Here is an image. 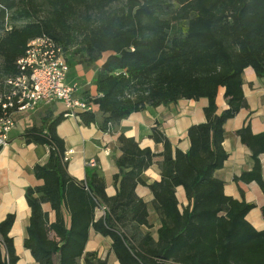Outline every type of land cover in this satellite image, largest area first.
<instances>
[{
	"label": "trees",
	"instance_id": "1",
	"mask_svg": "<svg viewBox=\"0 0 264 264\" xmlns=\"http://www.w3.org/2000/svg\"><path fill=\"white\" fill-rule=\"evenodd\" d=\"M41 36L62 48L70 68L102 61L91 80L97 110L79 114L83 126L99 115L100 128L106 130L146 107L182 99H206L207 106L205 121L186 131L185 152L173 153L156 127L149 138L162 145L160 155L120 134L112 197L93 168H85L83 181L67 173L63 141L55 130L63 115L48 113L40 128L27 129L26 142L48 148L45 161L33 168L42 184L24 192L30 215L22 246L33 261L107 264L85 251L93 231L109 239L118 264H264V231L245 219L253 205L226 196L215 177L227 159L223 126L245 105L243 71L251 68L264 80V0H0V91L3 81L18 73L16 61L27 43ZM219 89L227 107L217 113ZM235 134L253 165L234 182H254L264 194V133L252 134L246 120ZM157 156L162 158L160 181L147 183L144 172ZM137 186L152 196L159 221L155 238L139 234L151 225L148 203L136 195ZM177 187L188 201L182 210ZM102 207L104 214L97 216ZM14 220L8 214L0 222V264L18 262L9 236Z\"/></svg>",
	"mask_w": 264,
	"mask_h": 264
},
{
	"label": "crops",
	"instance_id": "2",
	"mask_svg": "<svg viewBox=\"0 0 264 264\" xmlns=\"http://www.w3.org/2000/svg\"><path fill=\"white\" fill-rule=\"evenodd\" d=\"M101 63L102 61L98 62L96 67ZM71 71H74V77L69 79L77 80L79 83L83 81L80 83L82 91L87 95L95 96V87L91 85L94 72L90 70L85 73L80 65L70 68L69 72ZM223 91V89H219L215 98L217 113L227 107L223 99ZM242 92L244 107L223 126L222 147L227 154V159L222 168L215 172V177L223 182V191L226 196L237 201L244 200L253 205L245 219L255 230L264 231V217L261 216V207H264V194L254 182L248 184L234 182V177H239L242 173L250 171L253 165L249 149L241 144L235 132L248 120L252 134L264 133V80L259 79L251 68H246L243 71ZM206 106V99L197 101L182 99L166 106L146 107L118 123L108 125L106 130L100 128L102 117L99 115L96 122L89 126H83L79 118L63 116L64 119L56 126L55 130L57 136L63 141L64 150L74 151L67 163V173L75 180L83 181L88 162L95 161L93 169L103 178L106 195L112 197L117 190L112 177L118 172L114 161L120 155L117 143V137L120 134L127 138H133L141 149L148 148L154 154L160 155L163 150L162 145L155 144L149 138L151 129L156 127L171 143L173 153L177 149L185 152L189 147L186 131L190 126L205 121L203 109ZM48 113L52 117H56L64 115V109L60 104L55 103L39 105L26 112H11L14 126L9 133L7 145L0 148V222L8 214L15 216L9 236L13 239L18 257L16 264H32L34 262L29 251L22 246L30 215L24 192L27 188L38 187L42 184V181L37 180L33 175V168L36 164L43 163L48 154L46 146L26 142L22 136L27 129L40 128ZM161 160L160 156L155 157L151 167L144 172L147 182L160 181ZM260 163L261 177L264 180V155L260 156ZM135 193L146 203H150L152 200L149 190L145 187L137 186ZM175 195L179 210H182L188 205L183 189L177 187ZM43 210L48 212L50 221H53V212L47 204L43 205ZM98 216H100L99 212ZM158 227L159 221H157V225H154L155 231ZM105 240L106 238L90 231L85 251L96 253L100 243H105ZM34 264L36 263L34 262ZM116 264L118 263L116 262Z\"/></svg>",
	"mask_w": 264,
	"mask_h": 264
},
{
	"label": "built area",
	"instance_id": "3",
	"mask_svg": "<svg viewBox=\"0 0 264 264\" xmlns=\"http://www.w3.org/2000/svg\"><path fill=\"white\" fill-rule=\"evenodd\" d=\"M18 73L3 81L0 91V148L7 145L14 121L11 112H26L39 105L58 103L64 117L79 118L81 113H94L95 96L86 95L76 80L69 79V66L64 51L52 39L41 36L30 40L25 54L16 61ZM73 150H65L62 161L68 163ZM87 167L94 168L90 160ZM105 208L99 210L103 215Z\"/></svg>",
	"mask_w": 264,
	"mask_h": 264
},
{
	"label": "rangeland",
	"instance_id": "4",
	"mask_svg": "<svg viewBox=\"0 0 264 264\" xmlns=\"http://www.w3.org/2000/svg\"><path fill=\"white\" fill-rule=\"evenodd\" d=\"M7 29H8V27H7ZM82 68H83L85 73H88L90 70L94 72L96 65H94L93 67L82 66ZM73 72L72 71L69 72V78L74 77ZM82 82L83 81H80V83H82ZM146 181H147V179H146ZM147 183H149V181ZM148 211L150 212L149 223L151 225V228L150 229L141 228L139 231V234L149 233L152 237H155L156 231L154 229V225H157L158 216H157L156 212H154L152 205L149 202H148ZM97 216H98V213H97ZM96 254L100 259H104L107 262V264H116L115 259L113 257V254L110 252V241L108 238H106L105 243H103V242L100 243V247L97 249ZM80 263L82 264V261ZM22 264H25V263H22ZM32 264H34V262Z\"/></svg>",
	"mask_w": 264,
	"mask_h": 264
}]
</instances>
